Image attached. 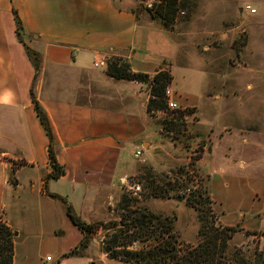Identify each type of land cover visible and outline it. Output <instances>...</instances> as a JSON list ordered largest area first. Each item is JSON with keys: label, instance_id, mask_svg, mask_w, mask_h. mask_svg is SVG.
<instances>
[{"label": "crops", "instance_id": "obj_1", "mask_svg": "<svg viewBox=\"0 0 264 264\" xmlns=\"http://www.w3.org/2000/svg\"><path fill=\"white\" fill-rule=\"evenodd\" d=\"M28 48L36 52L37 63ZM103 54L126 58L133 71L147 74L170 63L173 99L198 116L191 129L206 143L196 166L209 179L219 221L264 230V126H259L258 101L247 112L237 103L230 111L235 117L220 114L226 96L211 88L208 58L201 56L195 71V53L182 55L174 36L142 15L137 0H0V210L15 234L12 264L28 259L20 251L28 241L25 217L32 210L46 209V200L59 201L52 196L57 194L72 207L79 201L86 222L100 219L99 203L90 195L139 172V162L159 146L146 85L95 66ZM195 72L198 81L190 80ZM33 96L48 115L56 160L65 168L58 179L48 178L49 139ZM138 149L144 160L135 156Z\"/></svg>", "mask_w": 264, "mask_h": 264}, {"label": "rangeland", "instance_id": "obj_2", "mask_svg": "<svg viewBox=\"0 0 264 264\" xmlns=\"http://www.w3.org/2000/svg\"><path fill=\"white\" fill-rule=\"evenodd\" d=\"M245 5H250L256 13L245 12ZM138 6L142 15L174 36L182 55L195 53V71L199 69L200 59L208 58L206 67L210 72L211 88L226 96L223 98L226 107L220 108V114L231 113L237 103L243 104L247 112L250 103L258 101L259 126H264V0H228V4L225 0H162L154 12L141 3ZM240 7L244 14L241 11L240 14ZM181 10L185 13L181 14ZM11 41L17 67L22 70L23 64L18 59L15 43ZM212 56L220 59L214 61ZM32 60L36 63L35 58L32 57ZM171 69L170 63L165 62L154 74L148 75L151 79L157 72L167 71L172 81L166 89L170 88L173 97L174 76ZM23 76L20 77L22 81ZM198 79L195 72L190 80ZM142 83L146 85L147 112L153 121V130L157 132L155 136L159 146L148 154L145 161L139 162V172L117 182L109 191L104 189L107 192L90 195L99 203L101 214L100 219L89 222L93 230L87 246H79L78 253L81 255H67L79 245L83 235L66 213V205L69 204L66 198L56 197L59 201L55 202L46 200V209L32 210L25 217L28 241L21 245L20 252L28 259L22 264H143L124 261L118 256L124 248L143 251L154 247L156 234L136 233L127 226L132 222L138 225L142 213H148L147 221L152 227L159 223V215L170 221L172 219V235L176 236L180 252L196 246L201 240L200 211L187 203L189 197L202 193L198 207L205 212L212 208L209 179L196 166L206 143L199 137L197 139V131L191 129L198 116L192 115L195 112L193 109L180 105L179 109L169 113L173 116L167 118L159 114L161 108L152 107L149 110L152 87L149 82ZM251 92L255 95L253 101L250 99ZM235 115L232 112L226 118ZM166 126L171 129H166ZM207 195H210L209 199ZM75 207V213L84 219L79 201ZM209 213L203 217L209 226H224L216 212ZM235 227L237 231L227 241V263L237 264L238 261L232 259L237 254L239 261L244 259L250 264H264V230ZM12 238L14 242L13 231Z\"/></svg>", "mask_w": 264, "mask_h": 264}, {"label": "trees", "instance_id": "obj_3", "mask_svg": "<svg viewBox=\"0 0 264 264\" xmlns=\"http://www.w3.org/2000/svg\"><path fill=\"white\" fill-rule=\"evenodd\" d=\"M18 27L20 26V20L16 17ZM28 55L36 59L37 54L33 50L28 48ZM106 73L117 79L137 80L140 82H149L151 85V97L148 104V109L154 108L164 109L167 106V99L165 96V90L167 84L172 81V76L167 71H159L153 78L150 79L147 73L135 72L131 69L130 62L123 57L115 56L110 57L107 61ZM34 107L39 120L44 128L46 136L49 139L48 144V156L50 165L52 168L48 178L58 179L65 174L64 166L60 165L55 156V142L52 133V128L49 122L48 115L40 103L33 96ZM166 129H171L170 126H166ZM209 194V192H208ZM54 197L62 198L57 194H52ZM202 193L189 197L187 203L195 206L200 211L202 218V226L199 230L201 240L198 244L184 252H180L177 248V239L173 234L174 225L167 218H163L161 215L157 217L159 223L156 226H151L147 221L148 213H142V216L138 218V225L134 222L127 224L129 230L133 232L148 233L152 232L156 234V243L154 247L148 250H130L124 248L121 253L118 254L124 261L129 262H142L143 264H228L226 261V249L227 241L232 238L237 227L235 226H222L215 227L209 226V222L204 220L206 213L210 212L214 214L213 209L209 208L208 212L203 211L198 207V201L202 200ZM210 195L206 198L209 199ZM205 198V199H206ZM66 213L70 220L81 230L83 238L79 245L75 246L67 255H81L79 252L80 245H86L90 239V233L93 230V225L82 219L69 204L66 205ZM209 213V214H210ZM170 235V236H169ZM124 246V245H123ZM127 247V245H125ZM111 247H109L110 249ZM83 255V254H82ZM14 256V242L12 238V231L7 225L0 226V264H12ZM234 261H238L237 264H250V262L238 260V256L233 255Z\"/></svg>", "mask_w": 264, "mask_h": 264}, {"label": "built area", "instance_id": "obj_4", "mask_svg": "<svg viewBox=\"0 0 264 264\" xmlns=\"http://www.w3.org/2000/svg\"><path fill=\"white\" fill-rule=\"evenodd\" d=\"M138 3H141L145 6L146 9L150 10V11H155L157 9V6H159L160 4H162V0H138ZM245 9L247 11H250L252 13H254L256 10L254 8H252L250 5H245ZM181 14H184L185 11L181 10L180 11ZM113 57V56H111ZM110 57L106 56V55H101L96 57L94 64L95 66H106L107 61ZM165 96L167 99V106L164 109L159 110V114L161 115V117H172V114H169L170 112L179 109V105L176 103V101L173 99L172 97V91L170 90V88H167L165 91ZM135 156L140 159V160H144L143 159V150L142 149H138L135 152ZM2 225H7V221L5 219L4 213L0 210V226ZM47 259H50V256L47 257Z\"/></svg>", "mask_w": 264, "mask_h": 264}]
</instances>
